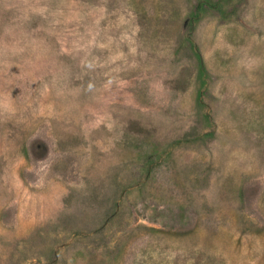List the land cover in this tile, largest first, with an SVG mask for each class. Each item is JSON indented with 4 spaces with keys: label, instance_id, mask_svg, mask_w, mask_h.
Segmentation results:
<instances>
[{
    "label": "rangeland",
    "instance_id": "obj_1",
    "mask_svg": "<svg viewBox=\"0 0 264 264\" xmlns=\"http://www.w3.org/2000/svg\"><path fill=\"white\" fill-rule=\"evenodd\" d=\"M0 264H264V0H0Z\"/></svg>",
    "mask_w": 264,
    "mask_h": 264
}]
</instances>
